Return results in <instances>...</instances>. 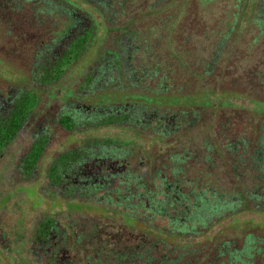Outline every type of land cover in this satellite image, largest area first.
Segmentation results:
<instances>
[{"label": "trees", "instance_id": "trees-1", "mask_svg": "<svg viewBox=\"0 0 264 264\" xmlns=\"http://www.w3.org/2000/svg\"><path fill=\"white\" fill-rule=\"evenodd\" d=\"M213 1L223 0L192 6L207 38L181 29L170 45L167 37L146 41L133 25L175 7L172 18L158 19L170 27L183 10L178 0H0L2 24L21 25L12 39L28 63L18 72L0 58V80L14 87L0 93L9 97L7 107L0 102V177L18 176L15 193L34 183L39 193L79 204L72 212L97 214L80 222L41 216L21 241L35 264H252L262 252L263 241L249 232L264 218V42L256 44L264 0H226L218 18L207 6ZM242 22L252 37L233 41ZM234 50L246 60L230 72ZM227 73L238 86L222 87ZM52 103H59L54 117L15 157L9 147ZM207 109H236L252 124L238 130L225 116L200 145L189 136L198 126L188 115ZM54 128L78 138L69 136V147L42 170ZM142 144L160 145L157 165H130ZM239 228L245 240L235 249L220 235Z\"/></svg>", "mask_w": 264, "mask_h": 264}, {"label": "rangeland", "instance_id": "rangeland-1", "mask_svg": "<svg viewBox=\"0 0 264 264\" xmlns=\"http://www.w3.org/2000/svg\"><path fill=\"white\" fill-rule=\"evenodd\" d=\"M180 2L183 3V14L181 13V16L178 17V21L173 22V24L170 23V27H166V29L161 27V23L158 21V19L161 18L166 21L168 17L172 18L173 14L177 12L174 11L175 7H167L161 10V12L143 15V19L141 21L138 20L133 25V27H137V29L143 31L144 34L142 35V37L145 38L146 41L151 43L167 37L170 45H172L171 40H173V43L175 45V41L177 39H180L176 37H179L177 31L181 29H192L198 37L207 38L206 33L208 31V28L203 27V25L195 26L196 24L192 17V6L195 4L193 3L194 0H178L177 3ZM145 5L146 3L143 4V7ZM207 6L209 9L213 8V13L216 15L215 18H218L221 15L220 8L222 6L224 7V9L228 8L229 3L226 0L218 3L213 1L212 3L209 2ZM247 11H249V6ZM2 22L3 21H0V58L4 59L8 64H10L9 67L14 71L25 72L26 70H28L27 60L24 54L15 50V41L12 39L13 36H18L19 32L21 31V29H19V26L21 25L6 28V26H4ZM245 24V22L236 23V26L231 32V36L234 34L232 36L233 41H239L241 38L245 41H249L251 39L252 32L249 31V27ZM259 38L260 39L256 43L257 45L264 42V32ZM199 41H202V38H200ZM109 42L110 41L106 42L107 46ZM242 54L243 53L239 54L237 50H234V52L231 53L230 57H232V59L231 61L228 60L230 61L229 65H225L230 72L231 70L229 69V66L239 68L240 62L242 61H244L243 64L245 65L246 59L243 58ZM201 56L203 57L204 54H201ZM84 64L85 63L81 61L79 63V66L77 67V70L80 71ZM231 75V73L225 74V78L222 80V82L224 81L222 87H226V85H230L232 87H235L236 85L238 86V79H235V77ZM69 76L70 78L72 76L76 77V72H71V75ZM71 81L69 80V83ZM178 85L184 86V89L187 90H191L193 88L192 86L188 87L181 84ZM13 89L14 87L12 88L10 85H7L0 80V93H6ZM116 98L118 100H121L125 97L121 94ZM128 99L134 100L137 98L129 96ZM243 104L245 107H247L246 103L243 102ZM58 106L59 103H52L48 106L47 109H42L44 113L36 115L34 117H30L26 126L27 130L22 129L19 136L15 140L14 146L9 147L11 151H14L15 157L19 156L27 149L29 138L39 130V126L46 123L49 118L54 117ZM188 116H194L193 119L190 118L189 120L193 121L191 122V125L198 126L190 133L189 136L193 139L194 142L200 143V145V141L202 139L209 141V136H214L215 133H217L218 124L221 122V120H223V117L225 116H228V118L234 120V128H238V130L243 129V125H245L246 123L252 124L251 121L248 122V115L246 113L240 112L236 109H216V111L207 109L204 111H200L199 113H197V115L196 113L192 115L191 113H189ZM258 121V119H255L254 122L259 123ZM204 122L208 125V129L207 126L204 125ZM262 123L264 124V122ZM70 134L71 133H67L63 130L54 128L53 134L51 135L50 141L44 152L43 164L39 166L40 169H46V165L54 155L69 147L71 142L70 139H68L69 136H73L72 138H78L77 134ZM109 134L112 135L113 132L111 131L109 132ZM148 136H150V133L146 132L144 138H148ZM159 149L160 145L144 144L143 146L134 149L135 153L130 156L128 162L130 163V165L140 168L145 165L148 166V164L151 162L154 163V165H157V163L155 162V158L157 157ZM0 178V200H3V202L0 203V251L3 250L5 252L4 254L0 253V264H35L31 257L32 252H30V244L21 241L27 240L29 238L34 224L41 216H52L60 222H63L65 220L68 222H80L85 219H93L95 216H97L96 213H93L90 210H84L81 213L72 212L73 209L79 208V204H77L76 202L69 203L60 201L48 191L43 190L42 193H39L37 192V186L34 183L26 186L23 191H18L17 193H15V190H9L11 188H14V183L18 181V176H16L15 173L11 176V178L13 179L12 182L10 179H7L8 177L5 176ZM41 182L44 181L41 180ZM69 206L71 207L70 210ZM251 217L255 218L253 215H251ZM245 219H247V215H241L238 218L239 223H241ZM259 221L263 226L262 229L250 231L249 234L253 239L263 241L264 243V218ZM218 229L219 227L215 226L211 230V233L217 232ZM220 236L225 240L231 241V246L235 249H240L245 240V232L241 228L236 229L235 231L228 230L227 233L226 231H223ZM262 247V252L251 260L252 264H264V246ZM8 250L9 255L6 253V251Z\"/></svg>", "mask_w": 264, "mask_h": 264}, {"label": "flooded vegetation", "instance_id": "flooded-vegetation-1", "mask_svg": "<svg viewBox=\"0 0 264 264\" xmlns=\"http://www.w3.org/2000/svg\"><path fill=\"white\" fill-rule=\"evenodd\" d=\"M8 94V93H7ZM2 94H0V102L7 107L8 103H9V97H5L4 99H2ZM11 98V97H10ZM6 101V102H5Z\"/></svg>", "mask_w": 264, "mask_h": 264}]
</instances>
